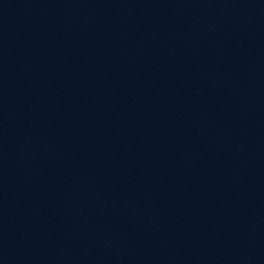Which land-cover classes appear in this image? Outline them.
Listing matches in <instances>:
<instances>
[{"label": "water", "instance_id": "95a60500", "mask_svg": "<svg viewBox=\"0 0 264 264\" xmlns=\"http://www.w3.org/2000/svg\"><path fill=\"white\" fill-rule=\"evenodd\" d=\"M0 264H264V0H0Z\"/></svg>", "mask_w": 264, "mask_h": 264}]
</instances>
